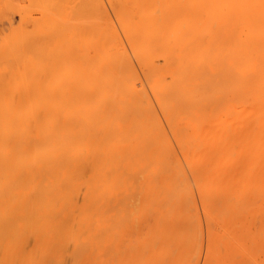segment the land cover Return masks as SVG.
Listing matches in <instances>:
<instances>
[{
    "label": "bare ground",
    "instance_id": "obj_1",
    "mask_svg": "<svg viewBox=\"0 0 264 264\" xmlns=\"http://www.w3.org/2000/svg\"><path fill=\"white\" fill-rule=\"evenodd\" d=\"M80 1L82 5H86V0ZM82 1L85 3L83 4ZM88 1V6L86 5L88 9L86 6L81 8H85L84 11L87 10V12L91 11L89 4L92 3V0ZM138 1L142 5L149 0H142V3L140 0ZM160 1L165 0H159V2ZM183 1L187 2L188 6H185V2ZM113 2L114 9L116 8L117 15H119V20L128 22V24L125 23L126 27H128L129 24L131 25L130 21L133 18L130 15L131 12H133L134 9H137L136 12H138V9H142V7H139L141 5L139 3V5L137 4V0H131L130 2L113 0ZM164 3L165 10L161 12L160 15L145 16V27H141L145 29H141L140 27L137 28L133 25L136 24V22L134 23L133 21V28L135 27V30L137 28L141 30V32L136 30V32H139L140 36L136 38L138 42L135 40L137 35L134 38L131 36L134 42H130L132 44L129 46H134L135 43H137L136 46L133 47L134 49H131V52H133L135 56H139L136 52L141 56L139 65L137 64L138 62L135 63L138 67L140 66L139 70L142 69V72H140L145 75H143L144 80L152 86L154 93L158 97L159 103H157L165 113L167 119L163 120L169 123L167 124L168 127L170 126V128H168L169 131L172 129V132L170 131L172 138H175L174 140L177 138V141L174 142L176 144L178 143L177 146L179 148L183 146V150H185V154L181 152V156L183 155L182 158L188 170L181 158L179 156H174L175 152L172 151L173 145H169L171 140L168 135L167 137L170 141H167L168 138L167 140L165 138L166 131L165 129L163 130L164 125H162L161 119L159 120L157 112L160 111V108L157 107L159 110L156 111L155 106L153 107V101L149 103V101H151L150 98L154 97L153 94L151 95L153 97H149L146 95L148 92L144 90V84L147 82L145 83L143 80L144 84H140L141 87L140 85H136V87L138 86L137 89L139 91L143 88L142 90L146 92L144 95L145 98L147 97L146 99H148V102L144 101V92L142 90L140 94L138 90L137 93L134 91L135 88L133 89V87L129 86V83L132 84L130 78H132L133 83L137 81L136 78H138L139 81L142 80L137 70H135V63L130 62V58L129 60L124 57V51L120 52V50L118 52L112 48L116 45L113 44L112 46L110 42L112 40L116 41L118 38L115 36L116 33L114 35L115 37L113 35L108 36L107 34H112L111 32L113 30L111 31L110 29L111 32L109 30L107 32V30H105L106 28H101V32L96 31L99 29H95V33H92L94 32L92 31L90 34L91 36L83 35L81 37V28L85 29L81 27L78 29V34L81 39L80 37H78L77 40L70 38L71 42L69 43L68 49L65 47V51L67 52L66 55L70 57V62L68 61L69 58H67L62 61H54L52 65L55 67L58 64L57 68L53 66V68H51V64H46V68L40 66L35 70H42L41 72H43L45 77L40 75L41 73L39 74V72L33 70V72H30L31 75L29 77L24 76L20 79L21 83L19 84L23 87H19L20 90L18 89L19 92L15 93L16 95H14L13 102H9V98H7V101H3V99L0 98L2 104L7 102L3 104V106L0 103V264H38L39 261H44L42 259H44L46 253L49 254L50 251L51 253L53 251L54 254L56 252L60 253L63 247L66 248L65 239L76 237L73 239L75 240L77 237H81L83 233L85 234V230H88L86 232H89V236L87 234H85L87 236H83L85 238L92 237L93 234H97L95 232L100 230L102 226L96 224L105 223V227H107L111 221H121L119 224L123 223L122 225L124 227L121 225L120 229L111 228V230L110 227H108L110 230L106 229L108 234L107 231L103 229V225L102 229L104 233H101V229L98 234H102L104 237L106 236V238L107 236L112 238L111 235L114 236L119 233L116 237L118 241L115 243L119 242V237H122L123 240L126 237L125 239L128 241L129 239L133 241L131 243L129 242L127 246L125 245V241L122 240L124 243L123 246H127V248L123 250L119 245L116 246L117 248L113 245L114 248H108L114 249V251L111 250L110 252H108L109 250L107 251L106 248L102 249L95 245L98 249H102L100 252H96L99 256L93 252L95 257H102L103 254L104 256H109L108 258L104 257V261L102 258L103 262L100 261L101 264L104 262V264H178V260L181 262L185 259H179V257L182 256L180 255L181 251L179 252L181 248L176 243H179L178 241L181 240L184 235L185 237L183 239L185 243L184 240L183 242L181 240L180 243H182L183 246L184 244L187 246L190 244L188 240L189 232L191 231L194 235L197 233V229L195 231V227L197 226L189 222L193 217H196L197 222V216L193 214V216H190L191 214L189 215V212L186 213V216L184 215L185 217L183 216L184 218L190 216V219H187L188 226L183 224V226L186 227L185 229L183 228L186 232L181 230L180 226L176 225L179 222L176 221L182 217L181 215L185 214V211H188L184 209V207L187 206L185 203L189 201L188 196L192 198L194 194L191 195L192 192L190 191V193H188L189 195H184V192L188 189L187 187L190 186L189 190H192L191 188L195 186L194 183L196 182L198 188L202 185L201 187L203 190L200 189L201 193H203L202 191L206 192V187L209 188L208 193L211 194L212 197H210L211 195L209 196L208 193H204L202 194L203 196H201L207 200L210 198L213 200L215 197L213 194L216 193L215 189L218 187H216L217 184H219V188L224 189V193H227L225 191L226 189H229L227 191H231L232 195L228 193L230 197L232 196L230 198L223 193L222 189H219L221 190L219 194L223 193V195L227 196V199H225L222 195L224 200L228 201L227 203L218 199L219 197H216V200L218 199L219 201L216 203L214 198L215 204H211L213 201L210 200L208 205L206 202H203L201 198L203 204L206 203L204 205H215V207L211 209L213 213H211L209 209L207 215L213 217L211 214L217 212L214 218L220 215L219 218L217 217L219 220L228 219L227 221H229V215L231 213L230 204H234V208L236 207L235 209H238L237 207H239L240 211L242 209V211H259V216L257 215L258 213L256 214L254 211L251 213L248 212L249 214L244 211L246 217L244 214L243 217L247 219L248 216L249 218L251 216V225L253 227L255 226L253 220L257 217V219H261L260 215L262 210H264V0H166ZM183 3L186 8L189 7V11L182 12L184 6L182 9L181 4ZM92 5L95 6L96 3ZM189 5H191L193 9H191ZM194 5L195 7L197 6V11L194 9ZM143 7L144 10L141 11L140 9V12H145V5ZM185 9L183 11H186ZM99 12L100 10L96 13ZM90 13H92V11ZM96 13H93L95 21ZM138 14L140 15V13ZM99 16L97 14V20L101 18ZM130 29L129 27L125 29V31L127 30L126 34L128 38H130L129 34L132 35V32L135 31ZM87 30L89 31V28ZM87 30L85 34L88 33ZM143 30L144 32L142 34ZM129 31L130 33L128 34ZM96 33L99 35L98 37L105 36V39L100 37L101 40L103 39L105 41H98L101 44L104 43V45H98L99 43L95 42L96 40L94 38L98 39ZM159 34L162 37L165 36L168 41L164 38L166 40V42H164L162 37L156 39V36ZM91 37L92 40L94 39L95 41L93 40L92 42ZM142 38L145 40V43ZM107 40L110 41L105 43ZM141 40L143 41V48L140 47L141 45L138 46L139 42H142ZM90 42L91 44L98 43V47L94 44L93 49H95V51L97 50V53H101L100 55H102L103 52L104 55L102 56H108L107 60L112 64L108 65L107 62L105 64L103 61L106 59L105 57H97L96 55H99V53H93V46L87 48L90 46H88ZM77 43L82 45H80L82 48L81 51L78 50ZM106 44H110L111 46H107ZM105 45L112 48V51ZM100 47L102 49L99 51L98 49H100ZM74 49L81 52L76 51V57L79 55V58L81 55V57L84 58V62L83 59H80L81 61L79 60V63H77L76 59H71L74 55ZM85 49H92L91 52L93 54H90L91 52L87 53L88 50L84 52L83 50ZM113 50L115 52L113 56L115 57H112ZM68 52H70L72 56L69 55L70 53ZM89 54L95 56L93 57ZM117 55L123 61L118 58ZM137 58L138 57H136V61H138ZM152 58L155 59L154 61H156V63L160 60L159 58L165 60V66L163 65L165 68H161V62L158 61L159 63H157L161 65H158V67L160 66L158 71L162 69L165 75L160 74L157 69L156 71L154 70L152 66L157 68V65L152 61ZM115 62H117L120 67L117 66ZM120 62H123V64L121 63L122 66ZM70 63L73 64V66L70 65ZM43 64L45 63H40V65ZM109 66H111V68H109ZM52 69L54 72H52ZM102 69L103 72L101 73ZM133 70H135V73L132 72ZM47 73L50 74L47 75ZM34 74L43 76L42 80L45 83H41V80H37L39 76H34ZM136 75L138 77H136ZM164 76H168V79ZM48 77L49 79H47ZM50 77L52 79H50ZM108 79L113 81L109 82ZM25 83H27L28 91L25 88ZM139 83L140 82H138V84ZM67 85L70 87L67 88ZM55 87L57 88V92L54 91L56 90ZM149 87L148 85V88ZM93 92L96 96L93 94L95 97L93 96L94 98H92L91 95L89 99V94ZM43 93H45L46 98ZM151 93L153 92L150 91V94ZM85 95L87 99H89L88 101ZM153 100H156V98L154 97ZM81 112L85 113L83 117H81ZM163 112H160V114L162 115ZM110 117L112 118L109 119ZM162 117L164 118V116ZM119 123H125V127L124 130L120 131L121 126H116L119 128L118 134V132H116L117 128L115 129L114 127L115 124L118 125ZM89 125H91V129ZM93 127L95 131H99L98 133L103 132L104 135L101 133L103 136L100 134L98 137L99 134L93 131ZM112 127L115 129V132L112 131ZM88 128L89 132L86 131ZM103 128L108 131L112 129V132L110 131L108 135V131H105ZM125 128L128 131H126ZM124 131L126 133H124ZM105 132L107 135H105ZM163 133H165V137ZM101 136L102 138H100ZM180 143L182 145H180ZM168 145L171 147V151L174 155L171 152L165 155L166 149L169 148L167 147ZM163 150H165L164 153H162ZM180 151H182V148ZM171 154L172 156H168ZM186 170L188 171L187 173L192 172L190 175L192 179H196H194V181L188 177V179L193 182H190V184H194V186H187L188 181L185 176ZM208 172L211 174L210 177L206 175L209 174ZM213 175L216 176L214 177ZM218 175H221V177ZM217 177L219 179H215ZM251 178L252 180H250ZM199 179H201V181ZM211 179L216 180V183L212 181V184L215 183L214 187L211 182H209ZM210 187H213L212 190ZM246 187L247 190L243 192L242 190ZM252 188L254 190H251ZM256 189H258L259 192L258 190L256 191ZM213 190L214 193L212 192ZM251 191H256L253 192L256 193V195L254 194L256 199L251 196L253 195ZM186 193L187 192H185V194ZM238 193L240 195L249 194L250 198L253 197V199H255L254 201L257 200V202H260L263 208H261L262 206L257 202L254 203L252 199H249V196L247 198V195L240 197L242 200L240 198L237 200L236 196L237 198L240 196H238ZM219 194L217 195L219 196ZM234 194L236 195L235 197L233 196ZM257 194H259V196H257ZM244 197L247 198L248 201ZM232 198H235V200ZM240 200L241 202H238L239 204L236 205L237 201ZM220 201L222 205H220ZM190 202L187 204L194 206L193 203L195 204V202L191 201V199ZM243 202H245V204L248 202V204L244 206ZM178 203L182 204V208L180 207L182 210L180 209L179 212L177 210ZM224 203L226 204L225 208L223 207ZM216 204L220 205L219 209ZM189 205L188 209L190 207ZM250 205H254L253 210H248V208L251 207ZM257 205H259V207ZM195 207L196 206H194V208ZM222 207L224 208L223 213L221 211L223 209ZM114 208L117 211L111 210ZM260 209L262 210L260 211ZM205 210H207V208ZM239 210H235V213L237 214ZM144 213L151 216H149L151 220L148 221L149 218H147L145 222L146 224L148 223L149 226L147 224L148 227L146 226V229L144 226H141L144 227L140 228L143 230V233L135 235L136 230L134 229L136 226L134 228L131 227L129 222H133L134 224L135 220H143L140 219V217L145 215ZM225 214L228 215L227 218ZM238 214H240V212H238ZM232 215L233 217L235 216L234 213ZM171 217L173 219H171V222L173 223L174 220L176 222L173 223L174 226L169 221ZM222 217H224V219ZM263 217L264 214L261 219L263 224L260 223L262 224L260 227L256 224L257 231H255V236L259 233V237L262 233L264 234ZM206 218L207 217H205V219ZM214 218L213 220H215ZM244 218L242 219L243 222ZM237 220L239 223V219L237 218L235 224H237ZM227 221L225 220V222ZM247 222L250 221L248 220ZM257 222L258 221H256V223ZM88 223H94V226ZM143 223L144 221L142 224ZM242 223L240 225H242ZM189 224L191 226L193 225L194 229L192 228L193 226L191 227ZM230 225L226 229L223 228V232L225 233L224 236H226L228 232L225 230L229 228L230 232H232L234 229L232 228L233 224ZM89 227L92 232L95 230L91 236L90 234L92 232ZM93 227L99 228L94 229ZM115 227L120 226L115 225ZM189 227L192 229H189ZM256 227H254L253 230H255ZM219 228L220 227H218V229ZM260 228H262V230H260ZM173 229H180L181 231L179 230L178 233L181 235L182 232V237ZM120 230L122 232L124 231L123 234ZM236 230L234 229L232 232L234 236V231ZM249 230L253 232L252 229ZM221 231L222 230L218 232L221 233ZM191 232L190 236L192 237ZM185 233L187 235H185ZM219 233L217 234L215 232V234L220 237ZM247 233L248 232H246V237ZM208 234L210 235L211 231L208 232ZM213 234L214 232H212V235ZM229 234L231 235V233ZM216 235H213V239L218 238V236L215 237ZM156 236L159 237V241L163 240L162 237H166L164 238L165 241L163 240L164 242L162 241L159 243L160 245L154 244L152 240H156ZM186 236H188V238ZM221 236L223 237V233ZM258 236L257 238H259ZM96 237H98V235H96ZM185 238H187V241ZM99 239L103 240V236L98 237L96 240ZM213 239L212 242H215V245L216 241ZM193 240L194 239H192V241ZM197 240V238L196 241L194 240L195 244ZM218 240L220 241L219 238ZM218 240L217 243L219 242ZM141 241L142 244L143 242L144 244L148 243L147 245L143 244L141 246ZM227 241L228 240H226V242ZM230 241L232 242V240ZM259 241L260 240H258V242ZM122 242L119 243L120 246ZM149 242L152 246H150ZM172 242H175V245H173L174 248L178 247L177 253H179V256H174L177 254H175L176 251L174 252L175 249L172 250L174 253H171L170 246H172ZM188 242L189 244H186ZM220 242L219 246L222 248L223 246L220 245ZM235 242L232 243L236 244ZM241 242L243 245L245 244L243 240ZM182 244L180 246H182ZM228 244L231 246L230 243ZM214 245H210V249L209 251L207 250V252H210ZM217 245L218 244L215 246ZM239 245L240 244H238V247ZM95 246L93 249H96ZM145 246H150V248L146 250ZM183 246L182 249L185 248ZM190 246H187L189 247L188 253H185V249L181 252L184 253L186 257L192 251L191 248L193 249V246L191 248ZM217 247L212 249L213 253ZM233 247L235 248V246ZM119 248L121 250H119ZM230 248L232 249V247ZM224 249L227 250V252L229 250L226 249V247ZM217 250L219 249L217 248ZM92 251H88V255L93 254ZM218 252H215L214 255H217L216 253ZM192 253L195 252L192 251ZM229 253L230 252H228V254ZM207 254L209 255L211 252ZM228 254L225 253L223 255L227 256ZM238 254L239 256L241 255V253ZM172 255L176 259L171 258V260L168 258L172 257ZM219 255H221V258ZM231 255L235 256L236 254ZM218 256L219 260L222 259L223 264H231L229 262H233V259L230 261L227 257H225L226 260H223L224 256H222V253H218V255L215 256L216 258H214L218 260ZM38 257L41 259H38ZM235 257L238 258V256ZM193 258L191 257L190 260H193ZM209 258H211V256L207 259ZM93 259V263H95L96 258L93 257ZM173 259H175L177 263L173 262ZM215 259L213 260L215 261L213 264L219 262H216ZM47 260L50 262L49 259ZM97 260L99 262V259ZM59 261L62 262V260H55L53 264H58L60 263ZM189 261L187 260V262ZM245 261L246 260H244V262ZM184 262H186V260ZM184 262L182 261V263ZM207 262H209V260H207ZM207 262L206 264H208Z\"/></svg>",
    "mask_w": 264,
    "mask_h": 264
},
{
    "label": "rangeland",
    "instance_id": "obj_2",
    "mask_svg": "<svg viewBox=\"0 0 264 264\" xmlns=\"http://www.w3.org/2000/svg\"><path fill=\"white\" fill-rule=\"evenodd\" d=\"M83 1H85V0H83ZM82 1V3L84 4L85 2H83ZM91 1V0H90ZM123 2H130L131 0H122ZM141 1V3L144 1H142V0H140ZM92 3H90L89 5H90V10L92 11V13H90L91 11H89V12H87V10L86 11H84V9H81V8H83V7H85L88 3H89V1L88 0H86V5H82L81 4V1L80 0H0V98H2L3 99V101H7V98H9V102L11 101V102H13V99H14V95H16L15 93H18L19 92V90H20V88L19 87H21L20 86V84L19 83H21V80L20 79H22L24 76H27V77H29L30 75H31V73L30 72H33V70H35V69H38L40 66L42 67V68H46V64L47 65H49V64H51V68H53L54 66L52 65V63L54 64V61H62V60H65V59H67V58H69V62L71 61L70 60V57L68 56V55H66L67 54V52L65 51V47L68 49V47H69V43L71 42L70 41V38H73V39H76L77 40V38L78 37H80V35L78 34V29L79 28H81V27H84L85 29L88 27L89 28V31H88V33L87 34H85L86 32V30L85 29H82L81 28V32H80V34H81V37L83 36V35H90L91 34V32L92 31H94V32H92V33H95V29H99V30H96V31H100V29L102 28V29H105V30H107V32H108V30L110 31V29H111V33L112 34H107L108 36L110 35H115V33H116V37H118L117 39L116 38H114V39H116V41L114 42L113 40L110 42L111 43V45L113 46V44L114 45H116V46H113L112 48H114L115 50H117L118 52L120 51V52H122V51H124L123 52V54H124V57H126V58H130L131 59V61L130 62H133V63H135V62H138L137 64L139 65V59H140V54L139 53H137L136 51V54H138L139 56H135L134 54H133V52H131V49H134L133 47L134 46H136V44L137 43H135V45L133 46V45H131V46H129L130 44H132V43H130V42H134L133 40L134 39H132V38H134L136 35V37H135V40L138 42V40L136 39V38H139L140 36H139V32H136V30H139V29H137V28H141V27H145V16H148V15H155V16H157V15H160L161 14V12H163L164 10H165V6H164V2H166V0L165 1H160L159 2V0H149V1H147V2H145V3H143L142 5L139 3V1L137 0V4L139 3L141 6H139V7H142V9H141V11L142 10H144V5H145V12L143 11V12H140V9H138V12H136L137 11V9H134V11L133 10H131V11H133V12H131V14H130V12H129V14L133 17L132 18V20L130 21L131 22V25L129 24V28H131L130 30H132V31H134L135 30V27L133 28V25L134 26H136L137 28H136V30L134 31V32H132L133 34L132 35H130L129 33H130V31L128 32V34H129V37L131 38V36H132V38L130 39V38H128V36H127V30L125 31V29H127L128 27H126V25H125V23H127L128 24V22L126 21V20H124V21H126V22H122V20H119V15H117V12H116V8L114 9V2H113V0H92L91 1ZM161 2H163V3H161ZM183 2H185V1H183ZM93 3H96V5L95 6H93L92 4ZM161 3V4H160ZM136 4V5H137ZM138 4V5H139ZM187 4V2H185V6H188V4ZM190 4V3H189ZM74 5V6H73ZM81 5V6H80ZM136 5H134V6H136ZM137 5V6H138ZM182 5V9H183V6H184V3L183 4H181ZM192 5V4H191ZM191 5H189V6H191ZM79 6V7H78ZM88 6V5H87ZM87 6H86V8H87ZM136 6V7H137ZM184 6V9L186 8ZM135 8V7H134ZM138 8V7H137ZM180 8V9H181ZM88 9V8H87ZM183 9V10H184ZM189 9V7H187L185 10L186 11H183L182 10V12H187V11H189L188 10ZM191 9H193V7L191 6ZM190 9V10H191ZM194 9L196 10L197 9V6L195 7V5H194ZM97 10V11H96ZM100 10V12H101V15H100V12L99 13H96V12H98ZM191 11H194V10H191ZM197 11V10H196ZM195 12V11H194ZM93 13H96L95 15H96V21H95V17L93 16ZM133 13H135V14H133ZM138 13H140V15L138 14ZM142 13V14H141ZM97 14H98V16L99 17H101V18H99V20H97L98 19V17H97ZM133 14V15H132ZM140 17V18H138V17ZM121 18V17H120ZM129 18H130V16H129ZM128 18V19H129ZM138 18V19H137ZM123 19V18H122ZM127 19V20H128ZM70 20V21H69ZM130 20V19H129ZM138 20V21H137ZM139 20H140V22H139ZM68 21V22H67ZM133 21H134V23L136 22V24H133ZM70 22V23H69ZM123 23V24H122ZM133 24V25H132ZM123 25H125V26H123ZM147 25V24H146ZM131 26V27H130ZM74 28H76V29H74ZM141 29H145V28H141ZM84 31V32H83ZM115 31V32H114ZM140 32H141V30H139ZM101 32V31H100ZM104 32V31H103ZM138 33V34H136V33ZM143 32H144V30L142 31V34H143ZM84 33V34H83ZM114 33V34H113ZM97 34V33H96ZM142 34H141V36H142ZM93 35V34H92ZM101 35V34H100ZM104 35H105V33H104ZM107 35H106V37H107ZM91 36V35H90ZM99 35L97 34L96 35V37H98ZM112 36V37H113ZM114 36V37H115ZM81 37H80V39H81ZM87 37V36H86ZM100 37H103L104 39H105V36H100ZM100 37H98V39H96V38H94L93 40L95 41V42H98L99 40H101V38ZM157 38L156 39H158V37H162L160 34L158 35V36H156ZM88 38V37H87ZM100 38V39H99ZM111 38V37H110ZM145 38V37H144ZM163 38V41L164 42H166V38H165V36H163L162 37ZM166 40H165V39ZM143 39V38H142ZM83 40H85V39H83ZM90 40V39H89ZM91 40H92V37H91ZM93 40H92V42H93ZM103 40V39H102ZM101 40V41H102ZM111 40V39H110ZM110 40H107V42H105V43H108ZM103 41H105V40H103ZM142 41V40H141ZM143 41H144V43H145V40L143 39ZM143 41L142 42H139V45L138 46H140V47H142V44H143ZM168 41V40H167ZM89 42V41H88ZM82 43V42H81ZM99 43V42H98ZM97 43V44H98ZM141 43V44H140ZM68 44V45H67ZM95 43H92L91 44V42H90V44L88 43V46L89 47H87V48H91L93 45H94ZM97 44H95L96 46H97ZM67 45V46H66ZM81 44H79V43H77V48H78V50H82V48H81V46H80ZM98 45H104V43H99ZM107 46H111L110 44H106ZM105 45V46H106ZM105 46H103V47H105ZM106 46V47H107ZM137 46V47H138ZM98 47V46H97ZM96 47V48H97ZM116 47V48H115ZM77 48H75V49H77ZM94 48V46L92 47V49ZM109 50L111 49V51H112V48H109V47H107ZM122 48V49H121ZM125 48V49H124ZM143 48V47H142ZM74 49V50H75ZM92 49H85V50H83L84 52H86L87 51V53H90L91 52V50ZM102 48L100 47V49H98L99 51L101 50ZM136 49V48H135ZM78 50H75V51H73L74 52V55L72 56V54L70 53V52H68V53H70L69 55H71L72 57H71V59L73 60V59H76V61H77V63H79L78 61L81 59H83V62H84V58H82L81 57V55H80V57L78 58V56L76 57V54L77 53H75L76 51H78ZM105 50V49H104ZM108 50V51H109ZM141 50V49H140ZM68 51V50H67ZM80 51H78V52H80ZM97 51V50H96ZM95 51V49H93V53L94 52H96ZM133 51V50H132ZM142 51V50H141ZM107 52V51H106ZM129 52V53H128ZM81 53V52H80ZM92 52L90 53V54H93ZM99 53V52H98ZM97 52H96V54H98ZM115 52H114V50H113V52H112V57H115V56H113V54H114ZM117 53V52H116ZM83 54H85V53H83ZM89 54V55H90ZM101 53H99V55H96L97 57L99 56H102V55H104L103 54V52H102V55H100ZM111 54V53H110ZM130 54V55H129ZM85 55H87V54H85ZM84 55V56H85ZM105 55H107V54H105ZM109 55V54H108ZM83 56V57H84ZM90 56H95V55H90ZM121 56V55H120ZM105 57V56H104ZM103 56L101 57V58H104ZM108 57V56H107ZM107 57H105L106 59L105 60H103L104 61V63L106 64V62H107V64L109 65V64H112L111 62H109L107 59ZM117 57L118 58H120L118 55H117ZM136 57H138L137 59H138V61H136ZM78 58V59H77ZM100 58V59H101ZM154 58H156V57H154ZM89 59H90V57H89ZM98 59V58H97ZM111 59V58H110ZM113 59V58H112ZM121 59V58H120ZM119 59V60H120ZM124 59V58H123ZM127 59V60H128ZM129 59V60H130ZM160 60H158V59H156V60H158L159 62H161V64H162V66L164 65L165 66V60L164 59H162L163 60V62H162V60H161V58H159ZM80 60V61H81ZM92 60H94V59H92ZM114 60V59H113ZM118 60V59H117ZM122 60V59H121ZM155 59H153L152 58V61H154ZM101 61V60H100ZM112 61V60H111ZM123 61V60H122ZM124 61H125V59H124ZM157 61V63H159ZM65 62H67V61H65ZM96 62V61H95ZM155 63H156V61H154ZM40 63H45V64H43V65H40ZM58 63V62H57ZM72 63V62H71ZM70 63V65H72L73 66V64H71ZM123 64V62H120V65L122 66V64ZM125 63H128V62H125ZM132 63V64H133ZM152 63V62H151ZM156 63V65H157V68L156 67H154V66H152V64H151V66L154 68V70L156 71V69H157V71H158V69H159V67L161 66L160 64H157ZM164 63V64H163ZM59 64H60V62H59ZM67 64V63H66ZM74 64H76V63H74ZM97 64V63H96ZM115 64L117 65V66H119L118 64H117V62H115ZM114 64V65H115ZM136 63H135V67H136V69L135 68H133V69H135V70H137V72H138V74H139V77H140V79L143 81L144 80V74H142L141 72H142V69L141 70H139V67H138V65H137ZM70 65H69V67H70ZM77 65H79V64H77ZM107 65V66H108ZM154 65V64H153ZM155 65V66H156ZM158 65H160L159 67H158ZM53 66V67H52ZM57 66H58V64H57ZM57 66H55L56 68H57ZM66 66H68V65H66ZM75 66V65H74ZM111 66H113V65H111ZM111 66H109V68H111ZM161 66V68H165L164 66L162 67ZM50 67V66H49ZM49 67H48V70H49ZM54 67V68H55ZM61 67H62V65H61ZM68 67V68H69ZM78 67V66H77ZM120 67V66H119ZM60 68V67H59ZM67 68V67H66ZM106 68H108V67H106ZM138 68V69H137ZM152 68V69H153ZM41 69V68H40ZM39 69V70H40ZM70 69H71V67H70ZM77 69V68H76ZM47 70V69H46ZM53 70V69H52ZM57 70V69H56ZM101 70V69H100ZM135 70H133L132 72H134L135 73ZM165 70V69H164ZM36 71V70H35ZM42 70H40V71H36V72H39V74L40 75H43V72H41ZM51 71V70H50ZM67 71V70H66ZM73 71V70H72ZM75 71V70H74ZM141 71V72H140ZM47 72V71H46ZM52 72H54V70L52 71ZM103 72V69H102V71H101V73ZM136 72V73H137ZM160 74H163V75H165V73L163 72V70L161 69V70H159L158 71ZM45 73V72H44ZM74 73V72H73ZM157 73V72H156ZM158 73V74H159ZM39 74H38V76H39ZM46 74V73H45ZM48 74H50V73H47V75ZM54 74V73H53ZM55 74H56V72H55ZM76 74H77V72H76ZM105 74V73H104ZM132 74V73H131ZM130 74V75H131ZM46 75V76H47ZM52 75V74H51ZM135 75V74H134ZM144 75V76H143ZM33 76V75H32ZM34 76H37V74L35 75L34 74ZM37 76V77H38ZM44 76V75H43ZM43 76H39V78L37 79V80H41L40 82L41 83H45L43 80H42V78H43ZM78 76V75H77ZM45 77V76H44ZM130 77V76H129ZM136 77H138L137 75H136ZM164 77H166V79H168V76H164ZM33 78V77H32ZM47 79H49V77L47 78ZM50 79H52L51 77H50ZM111 79H113V78H111ZM109 80V82L111 81H113V80ZM131 79V82H132V84L131 83H129L130 85V87H133V89L135 88V90L134 91H136L137 93H138V89H137V87L141 84V85H143L144 84V81H145V83L147 82L146 80H144L143 82L142 81H139L138 80V78H136L137 79V81L138 82H140L139 84H138V82L136 81V82H134L133 83V81H132V78H130ZM130 79H129V81H130ZM133 79H134V77H133ZM146 79V78H145ZM35 80V79H34ZM44 80H46V79H44ZM69 80V79H68ZM107 80V81H108ZM27 81V80H26ZM77 81V80H76ZM135 81V80H134ZM24 82H25V80H24ZM32 82V81H31ZM39 82V83H40ZM47 82V81H46ZM55 82V81H54ZM69 82V81H68ZM67 82V83H68ZM108 82V83H109ZM57 83V82H56ZM77 83V82H76ZM136 83V84H135ZM143 83V84H142ZM22 84H24V83H22ZM36 84V83H35ZM54 84V83H53ZM61 84V83H60ZM68 84H71V83H68ZM135 86H134V85ZM150 86L149 88H148V85ZM26 85V86H25ZM25 88H26V90L28 89V86H27V83H25ZM30 85H32V84H30ZM37 85V84H36ZM80 85V84H79ZM133 85V86H132ZM136 85H138L137 87H136ZM141 85H140V87H141ZM51 86V85H50ZM49 86V87H50ZM23 87V86H22ZM21 87V88H22ZM31 87V86H30ZM58 87V86H57ZM61 87V86H60ZM59 87V88H60ZM68 87H70V86H68L67 85V88ZM72 87H73V84H72ZM140 87H139V89H140ZM143 87V86H142ZM144 87H145V89L144 90H146V92H148V94H146V92L144 91V90H142L144 93H143V98H144V101L145 102H148L147 100L148 99H146L145 98V95L144 94H146L147 96H149V97H155L156 98V100H153V98H150L151 99V101H149V103L150 102H152L153 103V107L155 106V109H156V111L157 110H159V109H157V107L158 108H160L159 107V102H158V97H157V95L154 93V90L152 89V86L147 82L146 84H144ZM36 88V87H35ZM43 88V87H42ZM56 88V87H55ZM19 89V90H18ZM70 89V88H69ZM23 91H25L24 89H22ZM36 90H37V88H36ZM41 90H43V89H41ZM60 90V89H59ZM58 90V91H59ZM138 90V91H137ZM140 90V91H141ZM153 90V91H152ZM28 91V90H27ZM45 91V90H44ZM43 91V92H44ZM54 91H56L57 92V88H56V90H54ZM54 91H52V92H54ZM96 91V90H95ZM139 91V92H140ZM150 91L151 92H153V93H151L150 94ZM21 92V91H20ZM26 92V91H25ZM25 92H22V93H25ZM60 92V91H59ZM97 92V91H96ZM95 92V93H96ZM42 93V92H41ZM50 93V92H49ZM88 93H89V91H88ZM44 94V96H45V93H43ZM57 94V93H56ZM61 94V93H60ZM60 94H58V95H60ZM94 92L92 93V94H89L90 96H89V99H90V97H91V95H92V98H94L95 96H96V94H94ZM140 94H141V92H140ZM153 94V96H151ZM94 96V97H93ZM16 97V96H15ZM80 97V96H79ZM85 97H86V95H85ZM97 97H98V94H97ZM45 98H46V96H45ZM51 98V97H50ZM92 98H91V100H92ZM99 98V97H98ZM142 98V97H141ZM1 99V100H2ZM86 99H87V97H86ZM85 99V100H86ZM89 99H87V101L89 100ZM146 99V100H145ZM80 100H82V99H80ZM94 100V99H93ZM143 100V99H142ZM2 101V102H3ZM15 101V100H14ZM108 101V100H107ZM143 101V102H144ZM8 102V103H9ZM158 102V103H157ZM0 103H1V101H0ZM7 102H5V103H3V104H6ZM15 103V102H14ZM13 103V104H14ZM2 104V103H1ZM3 104H2V106H3ZM84 104V103H83ZM82 104V105H83ZM158 105V106H157ZM14 106H16V105H14ZM152 106V105H151ZM154 109V108H153ZM153 111H155V110H153ZM98 112V111H97ZM158 112V116H159V120L161 119V122L163 123H161L162 125H164L163 127V130L165 129V131H166V137H165V133H163L164 134V137L166 138V140H167V138L169 137L170 138V140H171V142L169 143V145L170 144H172L173 145V147H172V151H174L175 152V155H174V153L171 151V147H169V145L167 146V147H169L170 148V151H169V148H167L168 149V151H167V149H166V147H165V149H166V152H165V150H163L162 151V153H164L165 152V155H167V154H170V152L171 153H173V155L174 156H179L180 158H181V160H182V162L184 163V165H185V162H184V159L182 158V156H181V152H182V154L184 153L185 154V150H183L184 148H183V146H181V148H182V151H180L181 150V148H179L178 146H177V144L174 142V141H177V138H176V140H174L175 138H172V134H170L172 131V129H170V131H169V129L168 128H170V126L168 127V125L167 124H169L168 122L166 123V121H164L165 119H166V116H165V113L162 111V109L160 108V111H157ZM160 112L162 113L163 112V114L161 115L160 114ZM111 113V112H110ZM83 114H85V113H83V112H81V117H83ZM162 116H164V118L162 117ZM112 117H110L109 119H111ZM164 119V120H163ZM167 120V119H166ZM96 122V121H95ZM98 122V121H97ZM122 123V122H121ZM92 124V123H91ZM94 124V123H93ZM124 124L125 123H123V124H118V125H116L115 124V129L117 128L116 126H121V130L120 131H122V130H124ZM160 124V125H161ZM96 125V124H95ZM166 125V126H165ZM114 126V125H113ZM161 127V126H160ZM89 128L91 129V125H89ZM89 128L86 130V131H88L89 132ZM99 128H101V127H99ZM113 127H112V131H114L115 129H114ZM104 129V128H103ZM118 129L119 128H117L116 129V132H118ZM97 130H99V129H97ZM105 130V129H104ZM110 130V131H111ZM125 130H126V128H125ZM163 130H162V132H163ZM93 131H95L94 130V127H93ZM105 131H108V130H105ZM110 131H108V135H109V132ZM111 131V132H112ZM126 131H128V130H126ZM164 131V132H165ZM90 132H91V130H90ZM95 132H99V131H95ZM101 132V131H100ZM115 132V131H114ZM102 134H103V132H101ZM101 133H98L99 135H98V137L100 136V134ZM121 133V132H120ZM123 133V132H122ZM124 133H126L125 131H124ZM101 134V135H102ZM117 134V133H116ZM118 134H119V132H118ZM97 135V134H96ZM95 135V136H96ZM104 135V134H103ZM102 135V136H103ZM105 135H107L106 134V132H105ZM167 135H168V137H167ZM102 136L100 137V138H102ZM97 137V136H96ZM95 137V138H96ZM105 137V136H104ZM107 138V137H106ZM105 138V139H106ZM169 138H168V140L167 141H170L169 140ZM179 142V141H178ZM175 143V144H174ZM167 144H168V142H167ZM172 145H170V146H172ZM180 145H182L181 143H180ZM180 149V150H179ZM169 152V153H168ZM177 154V155H176ZM168 156H172V154L171 155H168ZM186 166V165H185ZM186 169L188 170V168H187V166H186ZM186 170V172H185V176H186V178H187V181H188V185L187 186H190V185H192V184H190V182H192V180H194V179H192V177H190V175H191V173L192 172H189V173H187L188 171ZM190 171V170H189ZM187 173V174H186ZM209 173V172H208ZM205 174V173H204ZM188 175V176H187ZM194 175V174H193ZM199 175V174H198ZM206 175H208V177H210L211 176V174L209 173V174H206ZM196 176V175H195ZM200 176V175H199ZM214 177L216 176V175H213ZM219 177H221V175H218ZM188 177L190 178V179H192V180H190V179H188ZM202 177H204V176H202ZM207 177V178H208ZM252 177H254V176H252ZM196 178H197V176H196ZM213 178V177H212ZM209 179V178H208ZM215 179H219L218 177L217 178H215ZM221 179V178H220ZM254 179V178H253ZM196 180V179H195ZM194 180V181H195ZM200 181H201V179H199ZM250 180H252V178L250 179ZM212 181L214 182L215 181V183H216V180H213V179H211V181H209V182H211V184H212ZM203 182V181H202ZM193 183V182H192ZM197 183V182H196ZM196 183H194L195 184V186H194V184L192 185V186H194V187H192L191 189L192 190H189V188L191 187H187L188 189H186V191L185 192H187L186 194H185V192H184V195H189L188 193H190V191L192 192L191 193V195L193 194V197L192 198H190V196H188V199H189V201H187L185 204L187 205L186 207H184V209H186V210H188V211H185V214H182L178 219L179 220H177L176 222H178V224H176L177 226H180L181 227V230H183L184 232H186L184 229L186 228V227H184L183 226V224L185 225V226H188L187 225V223H188V221H187V219H190V216H197V222H196V217H191L192 219H194V220H189V222H190V224H195L197 227H195V231H196V229H197V233H195V235L194 234H192V232H191V235H192V237H193V235H194V237L195 236H197V237H191L190 236V232H189V242H190V244H189V242L188 243H186V244H189V245H187V246H190V248L193 246V249L191 248V250L193 251V252H195V253H192V251L187 255V257L186 256H184L185 254L184 253H181L184 249L186 250V252L185 253H188L189 252V247H187V246H185V244H184V246H183V244L182 243H180V241L182 240V242H183V238L185 237L184 235H183V237L181 236L183 233L181 232V235L178 233V231L180 230V229H178V230H176V229H173V230H176V232L180 235V237H182V239L181 240H179L178 242L180 243H176V244H178L179 245V247L181 248V250H179V252H180V255H182L181 257H179V259H185L186 260V262H187V260L189 261L190 260V258L192 257H194L193 258V260L191 259L189 262H187V263H189V264H206V262H207V260H209V262H207L208 264H213V262H215V261H213L216 257L215 256H217L218 255V253L219 254H221L222 253V256H224L223 254H225V253H227L228 254V252H230L231 254H236L235 256H238V258L237 257H235L234 255L232 256L230 253L226 256H224V258H223V260H226L225 259V257H227V259L229 260L230 259V261L233 259V262L231 261V262H229V263H231V264H238V263H240V264H248L249 262V264H264V239H263V233L261 234V236L259 237L258 235L260 234L259 233V231H258V233L259 234H257L256 236H255V231H257V227H256V224H257V226H261L262 224H263V222L261 221V219H262V216H263V214H264V210H262V209H260V211L262 210V213H261V215H260V217H261V219H257V218H255L254 220H253V224L255 225L254 227H256V229L255 230H253L254 229V227L251 225L252 224V221H251V216H250V218H249V216L247 217V219H245L244 217H243V214L245 215V212L247 213V214H249V213H251V212H255L258 216H259V211H256V210H253L254 209V205L252 206V205H250L251 207H249V206H247V207H249L248 208V210H253V211H240L239 209V207H237L238 209H235L234 208V204L233 205H231L230 204V215H229V221H227L228 219H225L227 222H225V220H222V219H218L219 217H220V215H219V217L218 216H216L215 218H214V216L215 215H217V214H215V213H217V212H215L214 214H211V213H213V212H211V209H213L214 207H215V205H212V206H208L209 204L208 203H210V200H212L211 198L209 199V200H207V199H205V198H202L201 196H203L202 194H207L209 191V188H207L206 187V192H204V191H202L203 193H201L200 191V189H202V185H200V187L198 188L197 187V185H196ZM215 183H213L212 185H213V187H214V184ZM200 184H202V183H200ZM211 186V185H210ZM218 186V187H217ZM199 189V191H198V189ZM204 187V186H203ZM212 187V188H213ZM216 187L218 188V192H217V188L215 189L216 191V193L215 194H213V196L215 195V200H216V197H219L218 199H221V201H225L224 200V198H223V196L225 197V199H227L226 197L227 196H225V195H223V193H224V189H222V188H219V184H217L216 185ZM211 188V187H210ZM212 188H211V190H212ZM250 188V187H249ZM205 189V188H204ZM219 189H222V191H223V193L222 194H219V193H221L220 191L221 190H219ZM226 189V188H225ZM188 190V191H187ZM203 190V189H202ZM227 190H229V189H226L225 191L227 192V193H224V194H226V195H228V197H230L229 196V194L230 195H232L231 194V191H227ZM247 190V187L244 189V190H242L243 192H245ZM251 190H254L253 188L251 189ZM258 189H256V191H257ZM249 191V190H248ZM256 191H253V192H256ZM213 193H214V190L212 191ZM252 191H251V193L253 194V195H251V196H253L254 197V194L256 195V193H253ZM258 192H259V190H258ZM199 193V194H198ZM229 193V194H228ZM239 193H241V192H239ZM238 193V196L240 195ZM217 194H219V196L217 195ZM208 195L210 196L211 194H209L208 193ZM217 195V196H216ZM221 195V196H220ZM223 195V196H222ZM245 196L247 195V198H248V196H249V194H244ZM244 195H240L238 198H237V196L234 194L233 196L235 197L236 196V199L238 200L240 197H242V196H244ZM257 196H259V194H257ZM256 196V197H257ZM207 197V196H206ZM210 197H212V195L210 196ZM222 197V198H221ZM232 197V196H231ZM230 197V198H231ZM253 197L252 198H250V196H249V199H252V201L255 203V202H257V200L256 201H254L255 199H253ZM260 197H261V195H260ZM187 198V197H186ZM201 198L203 199V202H206L208 205H204V204H206V203H204L203 204V202H202V200H201ZM214 198H213V202L211 203V204H213L214 203ZM245 198V197H244ZM247 198H245L247 201H248V199ZM184 199V198H183ZM190 199H191V201H194L195 202V204L193 203V205L194 206H196L195 208H194V206H192L191 204L189 205V204H187L188 202H190ZM216 200L215 202L217 203L219 200ZM233 200H235V198H232ZM231 199V200H232ZM241 199V198H240ZM187 200V199H186ZM242 200V199H241ZM241 200L240 201H237V203H236V205H238L240 202H241ZM259 200V199H258ZM207 201H209V202H207ZM220 201V205H222V202ZM230 201V200H229ZM260 201H261V199H260ZM185 202V201H184ZM199 202V203H198ZM226 203L228 202V201H225ZM234 202V201H233ZM239 202V203H238ZM246 202V201H245ZM245 202H243L244 203V206L245 205H247L248 204V202H247V204H245ZM251 202V201H250ZM191 203V202H190ZM232 203V202H231ZM242 203V204H243ZM258 204H260V202H257ZM179 204H181V203H178V206H177V210H178V212H179V210L182 208L181 206H182V204H183V201H182V204L181 205H179ZM200 204V205H199ZM210 204V205H211ZM215 204V203H214ZM188 205L190 206L189 207V209H188ZM217 205V204H216ZM219 205V204H218ZM217 205V207H218V209L220 208V205L218 206ZM235 205V206H236ZM243 206V205H242ZM258 207H259V205H257ZM260 206H262L261 204H260ZM181 207V208H180ZM208 207H210V208H208ZM224 208L226 207V204L224 203V206H223ZM222 207V208H223ZM207 208V210H205ZM224 208L221 210L222 211V213H223V210H224ZM257 208V207H256ZM261 208H263V206L261 207ZM209 209H210V214L213 216V217H211V216H209V215H207L208 214V212H209ZM218 209H217V211H218ZM227 209V208H226ZM245 209H246V207H245ZM111 210H116L115 208L114 209H111ZM182 210V209H181ZM235 210H239V211H237V214L235 213ZM257 210H259V209H257ZM117 211V210H116ZM207 211V212H206ZM215 211V210H214ZM178 212H176V213H178ZM189 212V217L188 218H184L185 216H186V213H188ZM219 212V211H218ZM238 212H240V214H238ZM249 212V213H248ZM180 213H181V211H180ZM179 213V214H180ZM235 214V218L233 217V215L232 214ZM254 213V214H255ZM145 214V213H144ZM193 214V215H192ZM206 214V215H205ZM220 214V213H219ZM227 214H228V212H227ZM148 214H145V215H143L142 217H140V219H143V220H138V221H136L135 220V222H134V224H133V222L132 223H130L129 222V224L131 225V227H135V229L134 230H136L135 232H136V234L135 235H139V233H143V230L142 229H140V228H144L145 227V229H146V226H147V224L145 223L146 221H147V218H149V216L150 215H148ZM185 215V216H184ZM226 215V214H225ZM251 215V214H250ZM252 215H253V213H252ZM146 216V217H145ZM176 216H177V214H176ZM184 216V217H183ZM223 216V215H222ZM227 216L228 215H226V218H227ZM254 216V215H253ZM253 216H252V218H253ZM256 216V215H255ZM151 217V216H150ZM199 217V218H198ZM205 217H207L206 219H205ZM218 217V218H217ZM225 217V216H224ZM224 217H222L223 219H224ZM233 217V219L232 220H234V221H232L231 220V218ZM245 217H246V215H245ZM259 217V218H260ZM212 218V219H211ZM213 218L215 219V220H213ZM239 219V223H238V220H237V224H235L236 223V219ZM244 218V222H243V219ZM139 219V218H138ZM170 220V223L174 226V224L173 223H176L175 222V220H174V222L172 223L171 221L173 220L172 219V217L171 218H169ZM172 219V220H171ZM174 219H175V217H174ZM183 219V220H182ZM257 219V220H256ZM263 219H264V217H263ZM151 219L149 218V220L148 221H150ZM209 220V221H208ZM219 220V221H218ZM249 220L250 222H247V221ZM141 223H140V222ZM144 221V223L142 224V222ZM194 221V222H193ZM214 221H216L217 222V224H216V222H214ZM255 221V222H254ZM256 221H258L257 223H256ZM264 221V220H263ZM121 221H119V222H117V221H111L108 225H107V227H105L106 225H105V223L104 224H96V225H104L103 227L101 226V228H100V230L103 228L104 230H109L108 229V227H110V230H111V228L112 229H120L121 228V225L123 224V223H121V224H119ZM136 222H137V224H136ZM196 222V223H195ZM199 222V223H198ZM220 222V223H219ZM242 223V225H240L241 223ZM140 223V224H139ZM198 223V224H197ZM222 223V224H221ZM249 223H250V225H249ZM260 223H262V224H260ZM82 224V223H81ZM85 224V223H84ZM83 224V225H84ZM88 224H90V223H88ZM92 224V223H91ZM90 224V225H91ZM94 224V223H93ZM92 224V225H93ZM106 224H107V222H106ZM124 224H125V222H124ZM133 224V225H132ZM136 224V225H135ZM145 224V225H144ZM183 226H181V225ZM189 224V225H190ZM220 224V225H219ZM232 225L233 224V226H232V228H234L236 231H234L235 232V236L232 234V232H233V230H232V232H230V230H229V228L227 229V230H225L226 232H227V237L226 236H224L225 235V233L223 232V228L224 229H226L227 227H229V225ZM89 225V226H90ZM115 225L116 226H120V227H115ZM127 225V224H126ZM126 225H125V228H126ZM176 225H175V227H176ZM221 225H223V226H221ZM228 225V226H227ZM230 225V226H231ZM85 226V225H84ZM84 226H83V228H84ZM86 226H88V225H86ZM94 226V225H93ZM123 226V225H122ZM141 226H144V227H141ZM148 226H149V224H148ZM147 226V227H148ZM191 226V225H190ZM193 226V225H192ZM191 226V227H192ZM248 226V227H247ZM79 227H80V224H79ZM113 227H115V228H113ZM124 227V226H123ZM128 227H129V225H128ZM131 227H130V229H131ZM137 227H138V229H137ZM191 227H189V229L191 228ZM213 227V228H212ZM215 227H216V229H215ZM218 227H220L219 229H218ZM236 227V228H235ZM246 227V228H245ZM250 227V228H249ZM252 227V228H251ZM258 227V228H259ZM263 227H264V225H263ZM82 228V227H81ZM86 228V227H85ZM90 228V227H89ZM94 229H97V228H99V227H97V228H95V227H93ZM173 228V227H172ZM179 228V227H178ZM184 228V229H183ZM193 229H194V226L192 227ZM191 228V229H192ZM213 230H212V229ZM231 228V227H230ZM87 229V228H86ZM103 229L101 230V233H104V231H103ZM148 229V228H147ZM209 229V230H208ZM214 229H215V231H214ZM246 229V230H245ZM249 229H252L253 230V232L251 231L250 232V230ZM85 230V229H84ZM90 230H91V228H90ZM100 230H97V232H95V233H97L96 235H98V237H100V236H103V240L102 239H99V240H96V239H98V237H96V235H94L93 233H94V231L92 232V230H91V234H90V236L93 234V236H95V237H87V238H85L84 236H87L88 235V233L89 232H86V231H88V230H85V234H87V235H85L84 233H83V235H81V237L83 236V238L81 239V237L79 238V237H77V239L79 240H77V239H75V240H73L74 238H76V237H72V238H68V239H65L64 240V242L66 243V248L65 247H63V252L61 251V250H59V251H61L60 253L58 252H56L55 254H54V252L52 251V253H51V251L49 252V254H45V256H44V259H42V260H44L43 262H45V263H43V262H41V261H39V263L38 264H41V263H43V264H46V263H48V264H53L54 263V261L55 260H62V262H60L61 264H99L100 263V261H102V258H103V261H104V257H109V256H104V254L102 255V257H99V258H97V257H95V254H97L98 255V253H96L97 251H101L103 248L105 249H107V251L108 252H110L111 250H113L114 251V249H112V248H110V249H108L109 247H113V245H114V247H116L117 245H119V247L122 249L123 248V250H125L124 248H127V246L129 245V242L131 243L133 240H130L129 239V241L127 240V239H125L124 238V240H123V238L122 237H119V242H117V243H115L116 241H118L117 239H116V237L118 236V234L116 235H111L112 236V238H109L108 236H107V238H106V236L104 237V235H102V234H98V232L100 233ZM106 230V231H107ZM109 230V231H110ZM122 230H123V228H122ZM125 230V229H124ZM134 230H132V231H134ZM180 230V231H181ZM188 230V229H187ZM220 230H222L221 231V233H219L220 232ZM240 232H239V231ZM260 230H262V228H260ZM83 231V230H82ZM105 231V232H106ZM121 231V230H120ZM139 231V232H138ZM147 231V230H146ZM193 231V230H192ZM198 231H200V232H198ZM211 231V234L209 235L208 234V232H210ZM219 231V232H218ZM244 231H246V232H248L247 233V237H246V232H244ZM84 232V231H83ZM122 232V231H121ZM124 232V231H123ZM123 232H122V234H123ZM134 232V233H135ZM144 232H145V230H144ZM194 232V231H193ZM212 232H214V234L213 235H216L215 234V232L218 234H220V237H219V235H216L215 237H217L218 236V238L220 239V241L218 240V238L216 239H213V235H212ZM242 232V233H241ZM107 233H108V231H107ZM200 233V234H199ZM223 233V237L221 236V234ZM229 233H231V235L229 234ZM244 233V234H243ZM106 234V233H105ZM109 234V233H108ZM177 234V235H178ZM187 234H188V231H187ZM186 233H185V235H187ZM230 236H229V235ZM240 234H242V235H240ZM125 235V234H124ZM142 235V234H141ZM208 235H209V237H208ZM248 235H250V236H248ZM89 236V235H88ZM126 236V235H125ZM164 236H166V235H164ZM231 236H233V237H231ZM241 237V238H239V237ZM244 236V237H243ZM257 236L259 237V238H257ZM263 236V237H262ZM162 237V236H161ZM160 237V238H161ZM187 238H188V236H186ZM226 237V238H225ZM257 239H255V238ZM95 238V239H94ZM102 238V237H101ZM106 238V239H105ZM120 238H122V239H120ZM130 238V237H129ZM133 238V237H132ZM159 237L158 236H156L155 237V239L157 240V242H156V240H152V242L155 244L156 243V245H158L159 243H161L163 240L165 241V239L164 238H166V237H162V239L163 240H161V241H159L160 239H158ZM187 238H185L186 239V241H187ZM196 238L198 239L197 240V242H196V244H195V242H194V240L196 241ZM208 238H209V241H208ZM214 240V241H216V244H218L217 246H215L214 245V243L215 242H212V239ZM231 238V239H230ZM234 238V239H233ZM239 238V239H238ZM243 238V239H242ZM261 238V239H260ZM114 239H116V240H114ZM152 239V238H151ZM177 239H178V237H177ZM192 239H194L193 241H192ZM228 240L227 242H226V240ZM238 239V240H237ZM241 239V240H240ZM247 239V240H246ZM122 240L123 241H125V245H127V246H123V242H122ZM145 240V239H144ZM148 240V239H147ZM146 240V241H147ZM150 240V239H149ZM175 240V239H174ZM173 240V241H174ZM217 240L220 242V245H222L224 248L226 247V249H229L228 250V252H227V250H225L222 246V248H220V246H219V242L217 243ZM230 240H232V242H235V240H236V244H234V243H232ZM243 240V242H245V246H246V244H247V246L245 247L244 245H243V243L241 242ZM244 240H246V241H244ZM258 240H260L259 242H258ZM135 241H137V240H135ZM143 241V240H142ZM142 241H141V246L144 244V242H143V244H142ZM151 241V240H150ZM163 241V242H164ZM176 241V240H175ZM224 241V242H223ZM122 242V245L120 246V244L119 243H121ZM211 242V243H210ZM247 242V243H246ZM95 243V244H94ZM113 243V244H112ZM148 243V242H147ZM147 243H145L146 245H147ZM173 243V242H172ZM184 243H185V240H184ZM198 243V244H197ZM227 245H226V244ZM228 243H230L231 244V246H229V244ZM116 244V245H115ZM144 244V245H145ZM149 244H150V242H149ZM148 244V245H149ZM153 244V245H154ZM182 244V246L183 247H185L184 249H182V246H180ZM214 245V246H212V248H211V254H207V253H210V252H207V250L209 251V249H210V245ZM234 244V245H233ZM238 244H240L239 245V247H238ZM63 245H65V244H63ZM74 245V246H73ZM98 246L99 248H102L101 250L100 249H98V247H96V246ZM140 245V244H139ZM160 245V244H159ZM172 246H170V248H171V251L172 250H174V252H175V254L177 253V251H178V247L177 248H174V246L173 245H175V242L173 243V244H171ZM195 245V246H194ZM236 245H237V247H236ZM72 246H73V249H72ZM94 246H95V248L97 249H93L94 248ZM150 246H152L151 244H150ZM150 246L149 247H146L145 246V249L147 250L148 248H150ZM177 246V245H176ZM229 246V247H228ZM233 246H235V248L233 247ZM242 248H241V247ZM113 247V248H114ZM187 247V248H186ZM197 247H198V249H197ZM214 247H217L219 250H217V248H216V250H214V253L215 252H218V253H216L217 255H214V253H213V250L212 249H214ZM228 247V248H227ZM230 247H232V249L230 248ZM117 248V247H116ZM115 248V249H116ZM119 248V250H121ZM173 248V249H172ZM239 248V249H238ZM241 248V249H240ZM244 248V249H243ZM220 249H221V251H220ZM223 249V250H222ZM259 249V250H258ZM93 250V251H92ZM188 250V251H187ZM198 250V251H197ZM232 252H231V251ZM234 250V251H233ZM236 250H237V252H236ZM258 250V251H257ZM56 251V250H55ZM91 252L92 251V253L93 252H95V254L93 253V254H90V255H88L89 254V252ZM197 251V252H196ZM240 251V252H239ZM102 252H104V251H102ZM122 252V251H121ZM173 251L171 252L172 254L174 253ZM207 252V253H206ZM225 252V253H224ZM105 253V252H104ZM116 253H118V252H116ZM238 253H241V255L239 256V254ZM100 254H102V253H100ZM108 254V253H107ZM191 254V255H190ZM195 254V255H194ZM213 254V255H212ZM245 255V257L247 258H245L244 257V255ZM262 254V255H261ZM179 256V253H177L176 255H174L175 257L176 256ZM194 255V256H193ZM206 255H208V256H206ZM243 255V256H242ZM99 256V255H98ZM101 256V255H100ZM206 256V257H205ZM211 256V258H209V259H207L208 257H210ZM220 256V258H221V255H219ZM219 256L217 257L218 258V260L217 259H215L216 260V262H218L219 264L221 263V264H223L222 263V259H220L219 260ZM93 257L94 258H96L95 259V263H93L94 262V259H93ZM175 257H173V255H172V257H168V258H175ZM184 257H186V258H184ZM215 257V258H214ZM231 257H233V258H231ZM241 257V258H240ZM252 257V258H251ZM40 257H38V259H39ZM111 258V257H110ZM167 258V257H166ZM167 258V259H168ZM243 258H245V259H243ZM41 259V258H40ZM47 259H49L50 260V262L47 260ZM97 259H99V262H98V260ZM106 259V258H105ZM176 259V258H175ZM175 259H173L174 261L173 262H175V263H177L176 261H175ZM181 259V260H182ZM205 259H206V261H205ZM172 260V259H171ZM178 260V259H177ZM185 260H182L183 262L185 261ZM227 260V261H228ZM244 260H246L247 261V263H246V261L244 262ZM251 260V261H250ZM102 261V262H103ZM106 261H108V260H106ZM182 261L180 262V260H178V262L179 263H181V264H187L186 262H184V263H182ZM205 261V262H204ZM211 261V262H210ZM221 261V262H220ZM241 261H243V262H241ZM257 261V262H256ZM41 262V263H40ZM204 262V263H203ZM223 262H225V261H223ZM56 263H57V261H56ZM60 263H58V264H60ZM105 263V262H104ZM103 263V264H104ZM178 263V264H179ZM218 263H214V264H218ZM101 264V263H100ZM224 264H226V263H224Z\"/></svg>",
    "mask_w": 264,
    "mask_h": 264
}]
</instances>
